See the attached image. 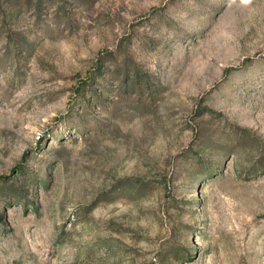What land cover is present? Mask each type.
<instances>
[{"label":"rangeland","instance_id":"rangeland-1","mask_svg":"<svg viewBox=\"0 0 264 264\" xmlns=\"http://www.w3.org/2000/svg\"><path fill=\"white\" fill-rule=\"evenodd\" d=\"M0 264H264V0H0Z\"/></svg>","mask_w":264,"mask_h":264}]
</instances>
